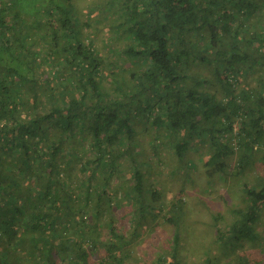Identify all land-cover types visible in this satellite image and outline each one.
<instances>
[{"label": "trees", "instance_id": "trees-1", "mask_svg": "<svg viewBox=\"0 0 264 264\" xmlns=\"http://www.w3.org/2000/svg\"><path fill=\"white\" fill-rule=\"evenodd\" d=\"M74 1L0 0V264H133L138 234L110 217L114 198L140 217L162 211L144 162L120 166L133 160L137 123L153 143L170 137L178 166L207 143L208 180L231 154L238 174L260 155L258 182L244 183L229 221L214 222L223 253L244 264L243 240L264 224V0H93L87 17L95 6L98 21L109 18L100 41ZM127 172L117 196L110 178ZM181 202L167 218L172 248L153 264H179Z\"/></svg>", "mask_w": 264, "mask_h": 264}, {"label": "rangeland", "instance_id": "rangeland-1", "mask_svg": "<svg viewBox=\"0 0 264 264\" xmlns=\"http://www.w3.org/2000/svg\"><path fill=\"white\" fill-rule=\"evenodd\" d=\"M91 1L93 0H75L74 2L79 18L90 20L88 24L83 25L85 34H94L95 41H100L107 36L106 23L109 18L107 16L98 21L99 8L95 9V6L91 18L87 17L88 9L92 5ZM106 54L108 55L109 52ZM136 126L139 128V133L136 134L137 143L129 147V150L135 151L132 155L133 160L131 155H127L121 159L120 166L126 168L133 161L136 164L144 162L139 166L143 172L144 187L147 190H156L159 195L152 203L160 205L162 211L160 214L145 212L144 216L140 217L134 211L136 203L125 198L120 200V205H117L119 200L114 198V207L110 211L112 214L110 217L113 218L120 231L126 234H138L131 246L134 259L129 260L132 259L133 264H153L156 255L171 250L174 226L167 221V218L172 215L173 201L181 193L183 217L178 230L180 233L179 253L175 259L179 264H197L202 262L204 257H211L217 259L215 264H222L227 257L230 264H235L232 262L233 254L225 255V253H231V248L224 249L217 242L214 222L218 216L220 217L217 222L220 226L229 221L231 209L242 204L244 183L258 182L260 155L256 157L255 164L250 165L243 174H238L235 166L236 154H231L228 158L230 164L227 165L226 172L208 180L204 176L205 161L209 157L207 143L197 141L192 143L185 154L188 159L187 163L184 166H178L179 161L169 144V136L166 138L161 136L160 142L153 143L150 131H145L142 123H137ZM258 149L261 154L262 150ZM77 167L74 164L69 170L70 183L74 189H76L74 184L80 177ZM129 176L128 172L127 175H112L108 187L115 186L117 189L118 185L117 196H120L123 187L130 182ZM149 200L150 195L148 194L146 202ZM135 218L139 219V224H136ZM254 229L258 233L255 234V242L243 240L244 264H264V224L261 220L255 223ZM169 258L171 259L172 256L169 255Z\"/></svg>", "mask_w": 264, "mask_h": 264}]
</instances>
